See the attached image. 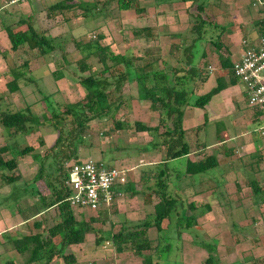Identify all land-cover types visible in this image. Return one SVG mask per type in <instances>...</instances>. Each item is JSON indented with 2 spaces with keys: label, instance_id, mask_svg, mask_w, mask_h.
<instances>
[{
  "label": "rangeland",
  "instance_id": "1",
  "mask_svg": "<svg viewBox=\"0 0 264 264\" xmlns=\"http://www.w3.org/2000/svg\"><path fill=\"white\" fill-rule=\"evenodd\" d=\"M94 1L88 0L85 3L93 4ZM101 1L96 0L98 5L91 8L92 10L89 12L73 7L65 12L62 18L57 16L54 20L47 21L44 18L46 14L42 11L32 16L23 13L22 9L27 8L28 10L29 6L20 7L22 0L12 1L11 5H8V0H0V29L3 30V24L11 29L19 26L24 28V24H21L19 20H25L35 30L45 31V35L48 37H60L64 41V59L69 63V66L64 68L68 78L59 81L53 79L51 73L61 64L60 52L41 56L37 50H28L25 46L14 52L9 49L10 45L7 49L0 47V52L5 53L4 59L0 56L3 60L0 61L1 108L6 107L15 111L28 107L31 113L39 118L46 113L45 102L50 105L51 101L54 108L58 110L77 101L83 102L84 90L77 84L78 74L73 67L74 62L81 57V54L74 44L76 42L86 44L98 36L101 37L98 44L101 47H107L108 53L120 54L131 59L130 67L138 69L146 67L148 64L152 67L155 64L158 70L165 71L169 68L178 69L182 66V64H177L175 59L168 55V52L171 43L179 44L181 49H184L188 47L191 38L194 37L189 32L188 19L190 16L185 11L189 2L171 4L169 0H135V5L144 9L140 14H135L133 10L126 13L116 11L112 6L111 9L109 6L99 9ZM159 1H162L160 3L164 6L154 8L153 3L158 5ZM55 2L57 0H45L41 5L46 8ZM4 3L7 4L5 8L4 5L1 6ZM252 3V0H219L218 2L208 0L209 6L205 9L212 16L216 18L219 16L221 20L218 21L222 25L225 26L229 23L227 27H232V30L235 31L232 40L239 39L240 49L243 48V50L250 47L249 42H246V33L252 31L253 22L262 19L264 15V2L261 5H252ZM30 9L33 10L31 7ZM140 28H148L147 37L144 34L133 37V30ZM209 35L213 37L212 34H207L204 36L205 38L202 37L194 42L189 49L190 60L198 67L195 71L203 70L201 69L203 62L205 66L203 73L197 72L198 77L195 75L197 77L196 85H199L203 78L206 82L210 77L209 82L203 86L205 92L215 86L213 82L216 77L224 75L216 63L217 56L213 46L204 42ZM224 37L225 33L222 36L223 41H225ZM243 42L246 43L243 45ZM7 43L9 44V41ZM232 49L233 45L228 50ZM202 52L206 55L204 59L200 58ZM186 55L179 51L178 60L185 63ZM25 60L27 66L25 69L21 68L20 71L24 73L25 78H30L32 82L26 85L19 82L18 91L10 93L5 87V83L11 80L9 68L12 65L21 66ZM162 60L166 66L161 65ZM87 64L90 65L93 73L102 69L95 57H90ZM172 73V71H167V74L172 75ZM57 81L61 90L57 87ZM127 82L123 83L119 93L114 91L108 96L110 102L115 101L116 103L121 99L120 108L113 118L89 123V136L85 139V144L80 147L78 155L81 160L92 159L127 170V182L130 180L136 184V190L139 191L141 197L136 195L137 199L134 198L135 208L131 203V208L129 207L127 200L130 197L129 194H125L123 200L118 204L114 203L98 213L72 209L73 216L77 221L81 219L87 221L91 217L97 219L91 224L94 231L84 235L82 245L71 249V252L76 256L74 264H143L142 258L134 255L127 247L121 253H117L109 241H104L99 245L94 243L95 232L104 238L108 236V233L110 235L116 232L122 224L128 225L142 220L146 215L152 213L153 205L157 200L152 193V189L155 188L154 181L143 183L140 176L142 172L148 171V166L150 168L154 166L152 162L155 159L159 160L162 156V149H160L161 153L156 151L157 156H154L155 149L145 150V145L147 146L151 142L150 136L136 132L133 127L134 122L155 126L158 122L157 115L149 110L148 101L133 102L136 98L138 99L136 89L138 85L132 81ZM238 87L241 95L239 96L240 106L249 110L243 97L242 88L239 85ZM235 90L238 91L236 86ZM120 93L125 96L117 99ZM46 95L49 100L44 99ZM193 98L194 96H189L190 101ZM194 110L197 109L191 108L185 113L186 120H192V128L186 127L189 129H186V139L192 145L197 135L200 137L198 141H203L205 138L202 137L210 133L217 139L231 135L233 119H238L236 113L230 115L214 113L212 115L210 107L209 110H204L205 112L202 113ZM209 116L213 117L209 118ZM245 119L248 122L247 126L243 124L242 127H247L249 146H245L246 143L242 142L224 143L225 151L230 150L231 155L229 156L224 154L225 151H220V154L218 151L216 153L214 147L210 150L199 151L197 155L200 159L218 155V157H214L218 166L198 176H193L190 179L193 185L187 183L189 182L186 181L188 177L184 176L180 179L171 177L167 180L169 195L182 200L184 208L188 203L193 204V210L185 208L184 213L185 217L191 214L195 215V219L194 225L186 220H179V218L173 221H164L162 223L164 231L160 232L162 234L160 241L157 239L158 234L154 228L147 231L146 235L151 240L152 248L145 253L149 254L148 256L156 264H203L207 258V252L198 246L201 243L211 246L212 243L214 244L212 252L214 264H264V136H259L256 131L257 124L251 123L248 120V115ZM114 122H119L122 129H116ZM196 126L200 128L196 129ZM54 137L55 131L49 125L38 127L31 134H18L15 137H9L0 127V147L16 145L19 150L25 147H30L32 150L28 155L16 160V170L23 182H30L38 168V162L43 156V152L51 146ZM39 142H42V145ZM236 146L238 147L236 148ZM33 155L36 158H33ZM150 156L154 157L150 159ZM2 158L8 160L9 153L2 154ZM130 160H135L134 164L135 162L138 164L133 173H130L129 170L133 165L130 164ZM184 160V158L175 159L168 164V168H175L178 172V169L184 167ZM152 171L154 174L156 169L153 168ZM4 174L6 171H0V198L3 197L0 199V204L4 203L3 209L7 205L28 208V211L19 212L22 217L25 216V213H33L34 209L30 207L32 203L36 202L32 201L30 197H22L19 199L20 201L14 200L15 197L22 195V183L6 185L1 180V175ZM200 178L199 182L195 181ZM251 181L256 183L257 194L253 192V186L249 184ZM1 200H3L2 203ZM187 226L188 228H186ZM176 235L178 237L174 238ZM6 246L8 247V244ZM6 246L0 247V264H6L10 259L9 256H6L10 246L8 248ZM68 250L70 249L65 247L62 254H70L71 252L69 253ZM73 254L72 256H74ZM23 258L26 259V256ZM14 260L15 264L24 263L17 257ZM54 262L63 264L61 259Z\"/></svg>",
  "mask_w": 264,
  "mask_h": 264
},
{
  "label": "trees",
  "instance_id": "2",
  "mask_svg": "<svg viewBox=\"0 0 264 264\" xmlns=\"http://www.w3.org/2000/svg\"><path fill=\"white\" fill-rule=\"evenodd\" d=\"M171 3L189 5L185 11L189 14L188 19L189 32L194 35L191 38L187 48L181 49V45L171 43L169 45L168 55L173 57L177 64H182L178 69L169 68V70H155L154 65L148 64L146 67L132 69L131 59H127L120 54L108 53L107 47H101L98 36L92 42L86 44L74 45L81 57L74 62L73 67L77 71V84L84 90L83 102L77 101L73 104L66 105L63 109L54 108L50 101V105L45 102L46 113L36 117L31 113L28 107L23 110H10L9 108H1L0 106V127L7 133L9 137H15L18 134H31L38 127L49 125L55 131V137L50 147L44 152L38 162V168L30 182H23L16 170L17 158L28 155L32 150L30 147L20 149L16 145H3L0 147V171H6L1 175V180L6 185L22 183L21 197H15L14 200L22 197H30L34 212L25 214V219H29L37 215L41 211L55 207L58 211L59 221L52 227L48 228L42 234H29L18 239L8 240L10 248L19 255L27 258L23 264H49L50 261L61 259L63 264H74L75 260L71 254L63 255V249L67 245H78L83 242L84 235L87 232H93L91 224L97 221L96 218H89L87 221L76 220L67 201L69 197V188L67 186V167L66 165L79 159L78 151L85 144V139L89 136L90 124L93 121H102L107 118L112 119L121 105V99L116 103L110 102L108 96L114 91H119L123 87V83L132 81L134 78L138 91V99L149 101V108L152 111H159L158 123L155 127L142 125L140 122H134L133 127L136 132L146 133L150 137H154L153 143L150 142L145 146V150L149 148L163 146L161 162L165 164L167 161L186 157L190 153L189 147L185 142V133L181 128L183 109L187 106L193 108H204L212 95L218 93L228 85H234L236 78L232 74V61L227 45L222 40L225 33V27L216 23V17L205 11L209 6L208 0H169ZM219 0H216L218 2ZM162 2V1H161ZM99 9L107 8V6L115 7L116 11L133 10L135 14H140L144 9L138 7L135 0H102ZM98 5V2L87 4L80 0H59L44 9L45 17L48 20H54L57 16H63L65 12L73 7L78 9L92 10ZM218 6V4H216ZM137 6V7H136ZM216 6V7H217ZM84 15V14H83ZM65 19V18H64ZM24 24L25 30L20 31L17 28L11 29L3 24V30L9 41L10 50L16 51L19 48L26 47L28 50H37L41 56L55 54L60 52L61 64L51 73V77L55 80L68 78L65 67L69 66L67 60L64 59L63 52L64 41L60 37H48L45 31H37L25 20H19ZM4 23V22H3ZM257 31L260 36L264 35V20L261 19L256 23ZM211 29L210 31L208 29ZM148 28H140L133 30V37L141 34L146 36ZM207 34L209 37L204 41L213 46L216 52L219 69L224 72L215 78V86L203 95H196L197 77L199 74L195 70L198 69L196 64L190 60V48L194 42L200 40ZM147 37V36H146ZM205 38V37H204ZM59 39V40H57ZM183 40V39H182ZM186 53L185 63L178 60V52ZM2 59L5 53L0 52ZM202 52L200 58H205ZM90 57H95L97 62L102 66L98 72H91V67L87 64ZM153 64V62H152ZM166 66V63L163 62ZM27 62H23L21 66H10L9 74L11 80L5 84L6 89L12 93L18 91V83L29 84L32 82L30 78H25L24 73L20 69H25ZM204 62L201 69L205 71ZM199 70L198 73H203ZM172 71V75L167 74ZM197 75V77L195 76ZM202 75V74H201ZM195 78V79H194ZM205 79V78H203ZM201 83H203V80ZM23 81V82H22ZM127 82V83H128ZM136 85V86H137ZM118 94V98L123 97ZM189 96H194L192 101ZM48 96L44 97L49 100ZM116 99V100H117ZM44 100V101H45ZM1 102V100H0ZM116 129H122L119 122H114ZM42 145V142H39ZM203 146H201L202 148ZM196 148L199 147L196 145ZM229 149L226 150L227 155ZM9 153L10 158L4 160L2 154ZM33 158H36L33 155ZM184 173L189 176L202 174L212 170L218 166L213 156H207L196 162L185 161ZM140 180L143 183L154 181V196L157 198L153 205L151 214L146 215L142 220L128 225L122 224L119 229L108 236L102 237L98 232L94 233V243L99 245L104 241H109L114 246L117 253H121L127 247L134 255L142 258L143 264H156L146 253L152 248L151 240L147 238V231L154 228L157 232V239L162 236L160 232L164 231L162 223L164 221L186 220L194 225L195 215L191 214L185 217L184 209L193 210V204L188 203L185 208L182 200L173 198L166 191L167 176L161 169H156L155 174L151 171L141 173ZM142 183V184H143ZM249 184L253 186V192L258 193L256 183L251 181ZM43 186V187H42ZM150 188V187H149ZM136 186L127 183L121 188L122 191L128 192L131 196L137 194ZM3 200H1V203ZM207 209V207H206ZM28 211V208H26ZM189 223V225H190ZM190 227V226H189ZM188 228V226L186 227ZM186 228H183L186 230ZM179 235V233H177ZM176 235L174 238H177ZM58 240V247L52 244V240ZM160 241V240H159ZM207 252V258L203 264H214L212 246L206 243L198 244ZM168 248V246H165ZM146 252V253H145ZM6 264H12L6 262Z\"/></svg>",
  "mask_w": 264,
  "mask_h": 264
},
{
  "label": "crops",
  "instance_id": "3",
  "mask_svg": "<svg viewBox=\"0 0 264 264\" xmlns=\"http://www.w3.org/2000/svg\"><path fill=\"white\" fill-rule=\"evenodd\" d=\"M3 1H5V0H3ZM8 1H9L8 2V5H11L12 4L11 2L12 1H15V0H8ZM57 1H59V0H57ZM80 1L85 2V1H88V0H80ZM43 2H45V0H24V1L22 0V4H20L19 6L20 7H24L25 5L27 7L29 6L28 10H27V8H23L24 10L22 9V11H23V13H26V14L28 13V15L30 14V16H32L34 14L37 15V12H41L42 11V13H44V8L45 7L41 5V4H43ZM160 2L161 1L158 2V5L154 4L155 3L154 2L153 3L154 8L155 7L157 8V7L164 6V4L162 5ZM167 5H170V4L167 3ZM1 6H3L5 8L7 6V4L4 3ZM30 7L33 8V10H31ZM123 12L126 13L127 11H123ZM44 18L46 19V17H44ZM46 20L47 21H50L48 19H46ZM218 20H221V18L219 16L216 18V23L219 24V25H222ZM260 20L261 19H259L257 21H260ZM257 21L253 22L252 25L254 26V28L252 27V29H251L252 31H250L249 33H246V42H249V46L250 47L255 44V42L257 41L258 36H260L259 33H258V31H257V29H258L257 26H256ZM228 24H226L225 26L222 25V26L225 27V37H224V40L225 41H224V43L229 48L233 45L234 52H233V49L231 51L229 50V52H230V59H231V61H234V60L238 59L241 56V54L245 50H247V49H244V50H243V48L240 49L241 46H240L239 39H236L235 41L232 40V37H234V35H235V31L232 30V27H227ZM23 27L24 28H22V27L19 26V27H17V29L18 30L20 29L21 31H23V30H25V26H23ZM0 30H1L0 31V47H1V49L2 48L3 49H7L8 46H9V44L7 43L8 42V39L6 37V34H5L4 30H2V29H0ZM238 49H239V51H238ZM232 54H234L236 56H234ZM0 61L2 62L3 60H1V58H0ZM163 62H164V60H162V64L161 63L160 64L163 65ZM216 63H218L217 60H216ZM153 67L155 68V70H158V68H157V66L155 64H154ZM132 69H135V68L132 67ZM209 80H210V77H208V79L206 80V82H205V80L203 81L204 83H201L200 82V84L197 87L196 95H203V94H205V93L208 92V91L205 92L206 90L204 89L203 86H205V84H207L209 82ZM132 82H134V78H133ZM213 83L215 85V82H213ZM56 84H57V87H59L58 89L61 90V88L59 86L60 84H59L58 81L56 82ZM64 85H66L65 82H64ZM238 85L239 84L237 82L234 85H228L224 89H222L221 91H219L218 93L212 95L211 98L209 99L208 104L204 107V109L193 108V107H190V106H187V107H185L183 109L182 121H181V128H182V130L185 133V142L187 143L188 147L190 148L189 149L190 153L187 154L186 157H181V158H184L185 159L184 160V164H185V161L186 160H188L190 162H196V161H198L200 158L198 157L197 153H199V151H204V150H207V149L210 150L212 147H214L213 149L215 150L216 153H217V151H218L219 154H220V151L224 152L225 151L224 147H226L224 145V143L226 144L227 142H229L230 144L241 143L242 142L244 144L246 143L245 146H249L248 145L249 141L247 139V137H248L247 136V127H242V126H243V124L246 125L248 123L247 121H245L246 120L245 119L246 118V115H248V120L251 123L254 122V121L252 119L253 117H252V114H251L252 113L251 110L249 108H248L249 110H247L244 106H240V103H239V99L240 98H239V96H241V95H240V89H239ZM235 86H236V88H237L238 91L235 90ZM123 95L125 96V94H123ZM136 101H143V100H140V99H137V98L135 100H133L134 103H136ZM144 101H146V100H144ZM209 107H210V112L212 113V115H214V113H216V114H221L222 113V114H227V115H230L232 113H236L237 114V118L238 119H233V123L234 124L232 125L233 126L232 127V133H231V135L229 134V135L225 136L223 139L221 137H219V139H217L216 137H213L212 136V133H210L207 136L202 137V138H205V139H203V141H198V139H200V137H198V135H197L196 138L193 140L194 141L193 142L194 144L192 145L186 139L187 138L186 137V134H187V131H186L187 128L186 127H188V128L191 127L192 128V125H191L192 124V120L191 119H187L186 120L185 113L189 109H191V108L192 109H197V110H194V111H200L202 113V112H205L204 110H209ZM149 110L152 111L151 109H149ZM152 112L157 115V119H158L159 116H160L159 111L158 110H155V111H152ZM210 117H213V116H209V118ZM189 122H191V123H189ZM186 124H188V125H186ZM142 125H144V124H142ZM145 126H147V125H145ZM155 126H153V125H150L149 126L148 125V127H155ZM195 128L196 129H199L200 127L196 126ZM187 130H189V129H187ZM222 135H224V133H222ZM150 138H151V142H152V139H154V137H150ZM154 141L155 140H153V142ZM256 141H257V138H256ZM196 145L199 147L198 150L196 148ZM201 146H203V147L201 148ZM237 147L238 146H236V148ZM154 149H155V152L157 151V152L161 153V150L160 149H162V151H163V146L154 147ZM149 150L151 151L153 149L151 148ZM157 152H156V154H154V156H157V154H158ZM225 152H224V154H225ZM227 155L228 156L231 155L230 150H229V152H227ZM154 156H150V159H152ZM215 156L218 157V155H215ZM158 157H159V155H158ZM174 160L167 161L164 164V163L161 162V156H160L159 160H156L155 159L152 162V164H154V166L152 168H150L148 166V170H150L151 171V174L153 175V171H152L153 168H155L157 170L158 169H161V170L164 171L165 176H167L168 179L171 178V177H173L175 179H177V178L180 179L182 176H184L186 178L188 177L186 181H189V182H187V183H189L190 185H193L192 181H190V179L193 178V176H189V175H186L184 173L185 165H184V167H182V169H178L179 170L178 172H177V169H175V168H171V169L168 168V164L170 162L174 161ZM121 161L122 162H126L125 160H121ZM134 161L133 160H130V164L131 165L133 164L132 167L129 168L130 173L135 172L133 170L136 167H138V164H136V162L134 164ZM150 165H151V163H150ZM155 172H154V174H155ZM198 175H200V174H197V176ZM204 178L205 177H203V179ZM200 180H201V178L199 180L197 179L195 181H198L199 182ZM205 180H206V178H205ZM128 183H131L134 186H136V184L133 181H130L129 180ZM166 191H168V188L166 189ZM152 193H153V191H152ZM125 194H129V193L126 192V191H122L121 197L116 202L117 204L120 201L123 200V197H124ZM1 195L3 196L4 194H1ZM136 195L138 197H141V195L139 194V191L137 192ZM136 195H132V196L130 194L128 195L130 197V199L127 200V201L129 202V207L130 208H131L130 203H131V205H132L133 208L136 207V201L134 199V198L137 199V196ZM2 198L3 197H1L0 199H2ZM18 201H20V200L18 199ZM31 205H33V203ZM4 206H5L4 203H3V205L0 204V247L1 246H4V245L6 246V244H8V240L9 239L10 240L18 239L20 237H23V236H26V235H29V234H42L48 228L52 227L54 224H56L59 221L58 211H57V209L55 207L49 208V209H47L45 211H41L37 215H35V216H33V217L29 218V219H25V217H22V214L21 215L19 214V212H22V211L25 212V210H26L25 207H21V206H18L17 207V206H14V205H11V206L7 205V207L3 209ZM72 212L74 213L73 210H72ZM2 243H3V245H2ZM58 243L59 242H58L57 239L56 240H52V244L55 245V247H58ZM82 243H80L78 245H67L66 246V249H70V250H68L69 253H70L71 252V249H75L74 247L81 246ZM8 247H9V244H8ZM6 254L5 255L7 257L8 256L10 257V259H8L7 262H11L12 264H15V260L14 259L16 257L19 258V260L21 259L22 263L25 260V258H23V257L26 256V258H27V254H25L24 256L19 255L12 248H9V250L6 252ZM73 257H74V259H76V256L75 255ZM57 260L58 259H56L54 261H57ZM54 261L53 260L50 261L49 264H55Z\"/></svg>",
  "mask_w": 264,
  "mask_h": 264
},
{
  "label": "built area",
  "instance_id": "4",
  "mask_svg": "<svg viewBox=\"0 0 264 264\" xmlns=\"http://www.w3.org/2000/svg\"><path fill=\"white\" fill-rule=\"evenodd\" d=\"M261 5L264 0H252ZM264 20V15L263 18ZM246 42H243V45ZM232 74L241 86L259 136H264V35L241 56L232 61ZM67 199L71 209L98 213L106 210L121 197L127 182V170L92 159H78L67 165Z\"/></svg>",
  "mask_w": 264,
  "mask_h": 264
}]
</instances>
